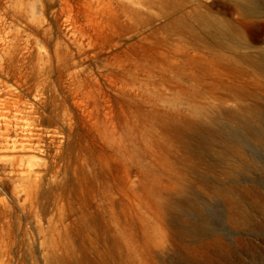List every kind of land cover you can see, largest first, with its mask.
Here are the masks:
<instances>
[{"label": "rangeland", "instance_id": "rangeland-1", "mask_svg": "<svg viewBox=\"0 0 264 264\" xmlns=\"http://www.w3.org/2000/svg\"><path fill=\"white\" fill-rule=\"evenodd\" d=\"M2 119L46 148L31 195L0 149V264L264 249V0H0Z\"/></svg>", "mask_w": 264, "mask_h": 264}, {"label": "bare ground", "instance_id": "bare-ground-1", "mask_svg": "<svg viewBox=\"0 0 264 264\" xmlns=\"http://www.w3.org/2000/svg\"><path fill=\"white\" fill-rule=\"evenodd\" d=\"M257 66L260 68L262 64L259 63ZM10 123L11 122L6 119H2L0 121V149L12 153V155L13 154L17 155L13 157L11 165L12 167L16 165V169L20 174L21 176L20 178H22L23 180L22 183L24 184V187L26 189L25 195H31L35 191L36 183H37L35 182L36 180L35 177L36 174L38 173L35 168H38L40 166V162L38 159H36L35 154L39 153L40 149H42L43 147L46 148V140L41 138V136H38L37 138H33L31 135L24 133L25 129H21L18 134L14 133L15 131L12 132V126L10 125ZM15 123L18 124L17 121ZM44 174L47 173L45 172ZM245 191H246L245 194L246 197L253 196L254 198H258V201H260L259 204L260 209L264 212V191H256L250 187L246 188ZM258 226L259 224L257 225V227ZM252 247L253 245L250 244L249 248L251 249V251L249 250L247 252L244 251L246 255L245 257H247L249 260H251L256 264H264V249L262 248L259 249L256 246H254L253 248ZM241 264H243V262H241Z\"/></svg>", "mask_w": 264, "mask_h": 264}]
</instances>
